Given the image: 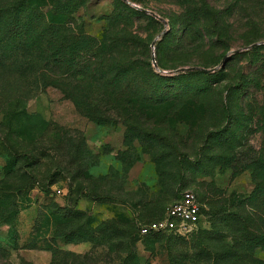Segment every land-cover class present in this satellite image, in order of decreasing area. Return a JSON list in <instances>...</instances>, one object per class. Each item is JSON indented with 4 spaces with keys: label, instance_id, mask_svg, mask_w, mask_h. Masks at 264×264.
Instances as JSON below:
<instances>
[{
    "label": "rangeland",
    "instance_id": "rangeland-1",
    "mask_svg": "<svg viewBox=\"0 0 264 264\" xmlns=\"http://www.w3.org/2000/svg\"><path fill=\"white\" fill-rule=\"evenodd\" d=\"M31 1L0 0L40 39L0 43V264H264V0ZM185 191L197 230L139 235Z\"/></svg>",
    "mask_w": 264,
    "mask_h": 264
},
{
    "label": "built area",
    "instance_id": "built-area-1",
    "mask_svg": "<svg viewBox=\"0 0 264 264\" xmlns=\"http://www.w3.org/2000/svg\"><path fill=\"white\" fill-rule=\"evenodd\" d=\"M202 203L193 191H185L165 209L163 215L139 226V235L156 233L187 235L198 229Z\"/></svg>",
    "mask_w": 264,
    "mask_h": 264
},
{
    "label": "trees",
    "instance_id": "trees-1",
    "mask_svg": "<svg viewBox=\"0 0 264 264\" xmlns=\"http://www.w3.org/2000/svg\"><path fill=\"white\" fill-rule=\"evenodd\" d=\"M36 1L37 0H32L30 3L33 5V4L36 3ZM12 9H14V11H17V8H11V10ZM48 23L49 22H47V24ZM26 30H28V29L26 28ZM21 31H22L21 26H18L16 23H10V24H8L7 27H6V29L4 30L3 34L0 36V43H5V47L7 49L13 50L15 47H17V48L24 47V46L32 47L37 42L40 41V39H38V38H37V40H35V39L32 38V41L31 40H28V42L26 44H24V42L21 41V38H20ZM24 37H26L28 39V36L27 35H24L23 38ZM204 73H209V72H204ZM263 115H264V112H263ZM160 217H158V218H160ZM158 218H155V219H158ZM156 234H160V233H156Z\"/></svg>",
    "mask_w": 264,
    "mask_h": 264
},
{
    "label": "water",
    "instance_id": "water-1",
    "mask_svg": "<svg viewBox=\"0 0 264 264\" xmlns=\"http://www.w3.org/2000/svg\"><path fill=\"white\" fill-rule=\"evenodd\" d=\"M123 1L128 2V0H123ZM148 12H149V14H151L152 16H154L155 18H157L158 20H161V21L164 22V20L162 18H160L158 15H156L154 12H151V11H148ZM258 44H264V41L256 42L254 44H251L250 46H254V45H258ZM152 46H153V44H152ZM250 46H248V47H250ZM236 51L238 52L239 50H236ZM225 58H226V56L223 58L222 61H224ZM152 63H153L154 68H157V65L155 63V60L153 58H152ZM194 69H199V70H201L203 72H213L216 68L207 69V68H200V67H195V66L193 67L192 66V67L180 68L179 70L180 71H190V70H194Z\"/></svg>",
    "mask_w": 264,
    "mask_h": 264
}]
</instances>
